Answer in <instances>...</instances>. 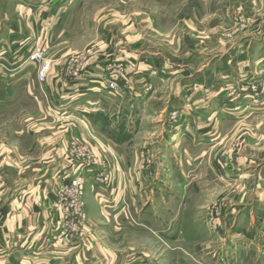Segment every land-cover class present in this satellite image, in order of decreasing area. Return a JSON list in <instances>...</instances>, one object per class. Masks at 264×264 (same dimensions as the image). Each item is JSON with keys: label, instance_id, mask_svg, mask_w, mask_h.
Wrapping results in <instances>:
<instances>
[{"label": "crops", "instance_id": "1", "mask_svg": "<svg viewBox=\"0 0 264 264\" xmlns=\"http://www.w3.org/2000/svg\"><path fill=\"white\" fill-rule=\"evenodd\" d=\"M101 1L0 0V72L27 79L24 63L38 48L53 62L41 90L50 99V114L41 121L58 130L33 154L47 152L50 166H62V171L80 166L69 160L66 142L67 134L88 139L78 120L91 124L101 141L104 131L130 139L142 131L148 142L158 141L153 144L163 155L158 166H174L172 180L191 195L169 194L170 178L161 168L153 181L142 171L133 177L127 156L112 143L115 158H104L116 172L114 185L105 188L87 181L86 221L78 231L64 233L60 197L47 194L49 189L40 194L37 183L33 188L31 182L23 193L0 194V264H264V178L255 170V178L249 179L251 166L204 163L206 155L214 153L216 140L227 137L225 126H242L260 117L217 116L224 111L221 101H226L217 95L231 85L229 75L245 76V67L244 74L232 71L225 61L210 60L200 67V55L192 50L186 58L190 65L175 64L160 54L145 56L139 50L146 44L142 46L143 32L131 19L113 15L111 7L104 10L97 3ZM85 11L94 14L86 18ZM91 47L94 53L86 51ZM120 65L124 78L120 92L113 93L106 78L110 68ZM5 85L0 77V91L7 90ZM163 91L170 93L159 99ZM163 99V107H152ZM167 108L181 111L175 125L170 113L164 117ZM152 118L157 124L151 125ZM216 125L223 128L217 127L218 134ZM91 149L97 154L101 146L94 142ZM240 182H246L245 192H232ZM42 183L49 187L48 180ZM147 186L159 189L154 194ZM203 192H208L201 198L207 205L198 207L192 228L183 227L180 216L167 224L171 203L198 199ZM214 202L223 208L211 218L208 208Z\"/></svg>", "mask_w": 264, "mask_h": 264}, {"label": "rangeland", "instance_id": "2", "mask_svg": "<svg viewBox=\"0 0 264 264\" xmlns=\"http://www.w3.org/2000/svg\"><path fill=\"white\" fill-rule=\"evenodd\" d=\"M132 1L134 4L127 0H102L97 3H101L104 10L111 7L114 11L112 14H118L120 19H131L135 28L140 33L143 32L142 46L146 44L139 50H142L145 56L150 53L160 54L175 64L183 65L190 62L186 59L189 53L187 51L192 50L200 55L196 63L200 67L211 62L210 60L218 64L225 61V64L228 63L231 70L238 74H244L245 67L246 79H242L244 75H229L227 81L231 85L217 95L226 100L221 101L220 107L224 111L217 116L224 114L223 116L260 117L242 126L226 128L224 125V131H228L227 137L216 140L214 153L206 155L204 163L218 162L226 166H251L252 172L249 173V179L255 178V170L264 178V0H168L164 4H160L158 0ZM89 6L92 9L95 8L94 4ZM84 13L86 18H90L94 11ZM107 13L109 15V12L104 11V15L108 17ZM151 23L152 28H147L146 25ZM86 51L94 53L93 47ZM46 58L53 65L52 60L47 56ZM24 65H26V75L29 74L27 79L5 70L0 72V77L7 84L5 85L7 90L0 91V101H2L0 103V178L4 180L2 183L0 180V194H4V190L7 194L13 191L23 193L30 189L32 183L33 188L37 183L40 194L47 193L49 189L47 194L60 197L74 194L71 192V181L81 179L85 182L84 197L87 181L90 180L89 182L93 185H97L91 178L98 176L102 179L105 177L104 182L99 183L100 186L110 187L112 183L114 185L113 176L116 172L111 170L113 166H108L109 160L104 157L115 158L116 155L112 153L113 151L111 152L112 143H114L120 148V155L127 156L129 164L127 168L132 169L133 177L136 178L135 175H139L142 171L153 181L160 174L159 168H161V170L164 169L162 173L170 178V184L166 188L169 194L191 195L189 190L185 187L180 188L172 180L174 166H158L161 156L163 157L159 149H154L153 144L158 141L155 139L154 143L151 142L153 140L148 142L143 137L142 131L134 139L122 134L115 137L110 132L104 131L101 141L93 133L91 124L78 120L77 125L84 129L85 135L87 134L85 138L88 137V139H79L73 135L69 137L67 134L66 142L69 160L72 163H81V166H69L62 171V166L60 168L50 166L47 152L34 155L37 146L46 144L54 136L52 132L56 133L58 128L52 123L41 121L42 115L50 114V102H48L50 99L41 93L45 83L38 81L36 65L29 59ZM253 87H256L257 91H253ZM168 93L170 92L163 91L159 93L158 98ZM5 98L7 101H4ZM164 104H166L165 99L155 101L152 107L161 108ZM169 113L171 124L175 125L177 122L173 120V114H177L178 121L182 116L181 111L174 109L169 112L168 109L164 117ZM153 122L157 124V118L151 119V125ZM217 127L219 126L216 125L214 128L217 131L215 134H218ZM62 128L63 126L59 127V129ZM220 129H223L222 126L219 127ZM94 142L101 146L100 151L98 150L97 154L94 153L97 159L96 166H83L88 163L83 153L93 151L91 147L94 146ZM33 144L35 147L32 148ZM115 167L120 174L128 178V173L121 166ZM43 180L49 181V187L45 185L42 187ZM4 183L6 186L3 188ZM245 183L240 182L239 185L234 186L232 192L236 190L240 193L245 192V187L242 188ZM157 189H159L157 186L145 188V190L153 191L154 194ZM250 190L253 195L257 194L254 192L255 187ZM200 194L202 196H198V199H186V202L180 204L171 203L169 205L171 210L166 213L167 224H170L169 220L174 216H180L183 227L192 228L199 218L198 207L207 205L202 203L201 198L204 199L203 196L208 192ZM222 208L220 202L209 204V216L217 217L221 214Z\"/></svg>", "mask_w": 264, "mask_h": 264}, {"label": "built area", "instance_id": "3", "mask_svg": "<svg viewBox=\"0 0 264 264\" xmlns=\"http://www.w3.org/2000/svg\"><path fill=\"white\" fill-rule=\"evenodd\" d=\"M29 61L32 64H35L38 68V81L40 83H45L47 77L51 71V61L48 60L45 56V53L41 49L34 50L30 56ZM124 78V68L122 65L117 66L115 68L109 69V74L107 75L106 81L108 82V89L113 93L120 92V81ZM256 87H253V91H257ZM173 120L177 122V114H173ZM85 158H87V164H83V166H96V157L94 156L93 151L89 150L83 153ZM80 166L82 165L79 163ZM105 179V177H103ZM103 179L98 176L96 178H91L94 184L99 185V183H103ZM71 192L74 194H68L60 196V205L62 209V213L64 216V233L65 232H75L79 230L81 224L86 221V214L84 211V200H83V191H84V181L81 179H74L71 181Z\"/></svg>", "mask_w": 264, "mask_h": 264}]
</instances>
